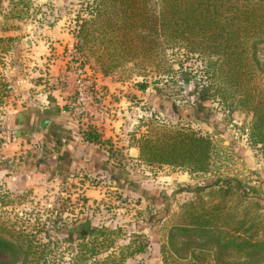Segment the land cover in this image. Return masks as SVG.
I'll use <instances>...</instances> for the list:
<instances>
[{"label": "rangeland", "instance_id": "obj_1", "mask_svg": "<svg viewBox=\"0 0 264 264\" xmlns=\"http://www.w3.org/2000/svg\"><path fill=\"white\" fill-rule=\"evenodd\" d=\"M89 1H72L59 8L55 0H0V38L5 39L0 45V132L15 105H20L17 97L24 102L29 94L51 87L47 79L51 70L59 72L52 67L54 61H65L61 64L64 72L77 68L80 59L75 58L73 47L63 45L51 30L57 27L56 32L61 33L65 28L74 42L80 43L77 33ZM28 38L33 44L26 43ZM183 53L181 49L169 51L177 71L170 75L160 74L155 67L132 78L121 73L99 75L109 78L105 84L96 81L93 70L82 69L87 78L96 81L94 109L100 115L95 118L87 111L75 120L84 123V129L96 128L102 142L95 146L102 153L88 161L83 155L70 162L64 177H49L37 183L41 188L11 192L0 185V229L24 228L37 237L38 230H43L49 238L47 264H166L162 248L167 245L170 228L185 221L183 205L199 196L218 202L208 185L220 177L241 181L250 194L257 192L263 206L256 208L257 230L264 236V145L250 141L253 114L230 109L216 100L204 101L207 79L202 60ZM3 83L8 87L4 89ZM59 83L66 88L64 79ZM151 122L179 125L209 136L222 159L202 173L139 161L136 143L148 133ZM44 162L43 167L51 166L54 159ZM237 197H230L228 204L238 203L244 210L249 203ZM83 220L111 232H107L105 242V235L94 233L98 253L95 258L88 253L78 261L83 244H94V234L76 240L79 233L73 225ZM141 248L145 251L140 252Z\"/></svg>", "mask_w": 264, "mask_h": 264}, {"label": "trees", "instance_id": "obj_2", "mask_svg": "<svg viewBox=\"0 0 264 264\" xmlns=\"http://www.w3.org/2000/svg\"><path fill=\"white\" fill-rule=\"evenodd\" d=\"M84 10L77 33L80 43L75 46L79 67L104 77L121 73L132 78L151 67L170 75L177 71L169 51L184 50L187 58L202 60L207 79L204 101L251 112L250 141L264 145V0H90ZM3 41L0 38V45ZM82 134L86 144L101 145L96 128L88 126ZM136 147L139 161L147 165L190 173L209 171L222 159L209 136L179 125L151 122ZM58 160L60 166L45 169H67L70 161L61 155ZM208 187L219 201L199 196L183 205L185 221L170 228L162 248L165 263L264 264V236L256 218V208L263 206L257 192L250 194L232 178H213ZM233 195L247 200L244 210L238 203L228 204ZM84 222L88 220L73 225L79 233L76 240L98 232L97 236L105 235L103 242L108 241V228ZM37 233L40 237L24 228L0 229V264H47L49 238L43 230ZM93 236L94 244H83L78 261L88 253L95 258L99 243Z\"/></svg>", "mask_w": 264, "mask_h": 264}, {"label": "crops", "instance_id": "obj_3", "mask_svg": "<svg viewBox=\"0 0 264 264\" xmlns=\"http://www.w3.org/2000/svg\"><path fill=\"white\" fill-rule=\"evenodd\" d=\"M55 1L59 8H63L72 1L78 0ZM56 29L57 27H54L51 34L59 38L63 45L67 43L68 46H73L72 35L65 31V28L61 33L56 32ZM55 44L61 43L55 42ZM62 63L65 61L59 58L52 65L53 69H58L60 73L51 70L50 78H47L51 87L43 92L38 91L35 95L29 94L25 99L26 103L25 100L23 102V99L17 97L20 105H15L13 114L6 121L4 130L0 132V185L11 192L41 188L37 183H43V180L49 177L56 179V176L64 177L67 174L66 168L56 173L45 169L43 167L45 159H54V163L49 165L57 168L60 166L58 160L60 155L74 163L78 158L85 156L83 159L88 161L94 154L102 153L98 146L86 144L84 141L81 131L86 125L70 119L63 113L65 106H68L72 100V93L67 87L64 89L59 80L68 78L71 83L74 76L69 71L64 72L65 67L61 66ZM96 77L99 83L107 84L109 81V78H102L98 74ZM89 112L94 113L95 118L100 115L94 107H91ZM44 119H48L45 128L42 126ZM69 163L66 164L67 168Z\"/></svg>", "mask_w": 264, "mask_h": 264}, {"label": "built area", "instance_id": "obj_4", "mask_svg": "<svg viewBox=\"0 0 264 264\" xmlns=\"http://www.w3.org/2000/svg\"><path fill=\"white\" fill-rule=\"evenodd\" d=\"M74 43L75 44H73L72 46L73 54L75 58L78 59L75 48L77 42L75 41ZM83 70L77 64V68H75L74 71H69V73L74 76L73 81L69 83L68 78H64V80L66 81V87L70 91H72L74 99L70 102L68 106H65V108L63 109V113L72 117L74 120L79 116H83L85 112L87 113V111L90 110L91 105H93L92 107L96 106L94 102L96 92L94 94V92L92 91L94 89L93 86L96 85V81L92 80L91 78H87L83 74Z\"/></svg>", "mask_w": 264, "mask_h": 264}, {"label": "water", "instance_id": "obj_5", "mask_svg": "<svg viewBox=\"0 0 264 264\" xmlns=\"http://www.w3.org/2000/svg\"><path fill=\"white\" fill-rule=\"evenodd\" d=\"M26 43H27V44H33V40H32L31 38H28V39L26 40ZM47 123H48V119H44V120L42 121V126L45 128Z\"/></svg>", "mask_w": 264, "mask_h": 264}]
</instances>
